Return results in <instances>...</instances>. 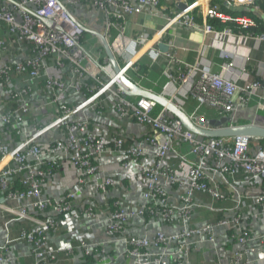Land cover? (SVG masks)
I'll list each match as a JSON object with an SVG mask.
<instances>
[{
    "label": "built area",
    "instance_id": "1",
    "mask_svg": "<svg viewBox=\"0 0 264 264\" xmlns=\"http://www.w3.org/2000/svg\"><path fill=\"white\" fill-rule=\"evenodd\" d=\"M228 1L236 7H249L258 0ZM156 5L158 0H137L136 5L126 0H0V32L16 37L15 50L7 62L0 64V125L12 127L14 135L22 138L13 147L0 143V158L3 161L7 159L0 170V196L11 204L10 207L0 203V212L5 215L7 238L0 245V264L9 262L6 255L14 241H22L29 247L31 264H56L63 256H71L73 247L54 249L50 246L51 236L56 235L60 228L59 217L70 215L72 219H100L97 209L80 200L85 198L88 187L93 193L106 196L111 188L118 187L115 178L99 175L102 161L117 156L124 157L119 170L126 171L134 166L144 185L139 208L132 209L116 201L106 214L103 231L106 243L123 241V255L129 264H182L180 256H186L194 242L204 237L208 243L215 241L214 224L208 223L200 228L190 224L194 208L200 207L195 202L196 195L224 199L220 189L209 181L210 173L218 174L224 182L225 176L232 177L239 171L251 179L258 178L262 185L260 192L251 197L253 206L257 208L253 217L264 223L263 139L239 136L201 140L185 131L165 109L153 116L157 106L155 102L145 98L131 100L123 93L125 87L120 77L128 78L127 73L134 64L132 61L122 67L118 65L119 74L116 75L109 63H92L81 46L85 29L73 16L76 7H93L106 16L123 19ZM191 8L187 7L168 19L164 30L174 24L194 27ZM253 10L258 9L254 6ZM206 16L210 20L234 22L241 28H254L256 25L249 17H227L216 7L208 9ZM203 31L217 37L230 34L229 31L218 32L209 24L204 25ZM238 36L264 41V35ZM135 46V43L128 44L129 55L134 56ZM9 51V45L0 36V57ZM63 60L69 66L70 75L67 77L60 74ZM197 73L196 67L187 66L184 70L179 69L172 79L173 83H179V87L169 100L181 109L178 95H182L184 90L200 107L209 106L221 117L230 116L236 104H245L249 95L260 86L255 81L247 82L246 77L230 79L206 70L198 73L199 79L195 80ZM101 76L106 79L102 81ZM83 90L89 95L75 103L73 94ZM103 97L116 101L115 109L120 119H132L146 128L147 132L138 144L127 146L130 140L125 137L96 133L91 130L89 121L79 118L83 111L99 107ZM3 102L13 106L3 110ZM49 106L51 111L48 113ZM36 114L41 117L36 118ZM28 117L32 119L31 129L25 124ZM48 135L55 138L43 141ZM179 143L180 147L187 148V152L180 151L178 167L173 169L164 161ZM147 147L156 149L153 165L145 163ZM58 155H62L61 159H65L64 162L76 173L74 184L59 198L45 193L48 179L61 166ZM165 183L182 189L178 203L169 202L170 195L163 187ZM144 218L152 219L158 225L178 223L180 229L171 235L159 231L150 239L127 236L131 222ZM244 222L243 217L233 212L232 216L216 223L230 229L240 246L232 256V264H255L247 258L248 245L253 241L264 244V237H254L250 228L243 226ZM12 224L19 226L16 239L11 237ZM104 244L93 248H103ZM173 246L177 251L169 256L166 250ZM93 248L89 243L79 241L77 249L84 257L82 264H113L109 259L95 260ZM89 257L91 261H87Z\"/></svg>",
    "mask_w": 264,
    "mask_h": 264
},
{
    "label": "crops",
    "instance_id": "2",
    "mask_svg": "<svg viewBox=\"0 0 264 264\" xmlns=\"http://www.w3.org/2000/svg\"><path fill=\"white\" fill-rule=\"evenodd\" d=\"M65 2V0H61ZM131 5H136L137 0H126ZM264 4V3H263ZM183 5L192 7L189 11L194 18V27H186L174 24L164 30L168 19L175 14L185 10ZM221 5H225L224 0H158V5L144 8L140 12L126 15L123 19H116L113 16H106L101 11L93 7H76L73 16L82 24L85 29L81 38V46L90 57L92 63H109L103 40L107 42L117 64L124 66L132 61L134 64L128 71V79L138 87L150 93L161 95L170 99L176 93L179 83H173L172 79L176 76L179 69L185 67H196L198 73L206 70L210 74L220 75L230 79H241L246 77L247 82L255 81L259 83V88L254 94L249 95L245 104H236L232 115L225 117L232 118V125L257 124L264 125V41L255 37L241 38L236 34L216 36L213 33H205L203 27L209 24L206 11L216 7L221 14ZM227 8H230L227 6ZM244 9V10H243ZM225 11H228L224 8ZM236 12V9H231ZM237 11L249 12L250 9L238 7ZM231 17L227 14H223ZM254 20L264 22V10L261 8L253 10ZM247 17V16H238ZM215 28L219 26L218 21H212ZM164 30V31H163ZM0 36L4 37L11 51L0 57V64L9 60L12 50H15L16 37H8L2 31ZM15 39V40H14ZM140 39H145L140 43ZM135 43V54L129 55L128 44ZM23 50V46H21ZM14 54H17L14 52ZM110 64V63H109ZM111 66V65H110ZM112 68V66H111ZM196 75L195 80L199 79ZM60 74L63 77L70 75L69 66L63 60V67ZM102 81L106 78L100 77ZM245 81V82H246ZM242 82V83H245ZM90 83V81H87ZM187 88V87H186ZM187 91V90H186ZM38 94L45 96L43 92ZM75 103L84 100L85 90L74 93ZM182 104V110L191 118L198 120L219 119L217 113L215 118L208 117L206 114L213 110L209 106H199L198 103L184 90L178 95ZM135 100V97H130ZM116 101L110 97H103L99 107L90 108L80 114L81 120L89 121L92 131L103 136L118 135L130 140L127 144H138L146 134V128L132 119L122 120L119 118L116 109ZM3 110H9L13 105L6 102L1 103ZM75 105V104H74ZM206 108V109H205ZM45 114V113H42ZM41 115L36 114V118ZM43 120V118H42ZM32 119H26V127L31 129ZM54 135H48L43 141L49 142L54 139ZM14 135L12 127L0 125V143H6L13 147L16 141H20ZM175 147L174 152L168 153L164 161L165 165L176 169L178 167V154L187 152L186 147ZM182 146V145H181ZM148 152L145 156V163L153 165L155 162L156 149L147 147ZM61 159L62 155H58ZM124 157L105 158L101 163L100 177L110 176L118 180L117 188H111L109 194L100 195L93 193L88 187L84 193L85 198L80 200L85 205H91L97 209V220L72 219L70 215L59 217L60 228L56 235H52L50 246L54 249H65L73 247V254L69 257L60 258L56 264H82L84 257L77 249L79 241L89 243L92 248L100 243H105L103 248L100 246L92 249L94 259H109L113 264H129L123 255L125 245L123 241L108 242L103 235L106 226L107 211H111L116 201H121L125 206L137 209L142 204V192L144 185L139 179L134 166H130L126 171H120L118 166ZM65 159L59 160L61 166L48 179L45 187L46 195L62 197L76 180V173L71 169ZM7 159L0 158V170L6 165ZM211 184H215L224 196L223 200H215L206 194L195 196V202L200 205L193 210L190 224L200 228L205 224L215 225V241L208 243L206 238L196 241L191 246L186 256H180L182 264H232L231 259L235 252L240 250V246L235 240L233 232L222 226H217V222L225 217H230L233 212H237L246 222L243 226L250 228L254 237H264V223L253 216L257 213V208L253 206L251 197L260 192L261 181L258 178L251 179L248 175L238 172L236 175L222 177L218 174H209ZM163 184V183H162ZM165 191L170 195L169 202L175 204L179 202L182 189L176 186L163 185ZM0 203L11 204L0 196ZM0 212V245L7 239L4 229V218ZM180 229L179 224L158 225L152 219H135L127 227V236L152 238L156 232H163L166 235L177 233ZM12 239H16L19 233V226L10 225ZM103 249V253H102ZM169 254L175 253L177 247L173 246L166 250ZM247 258L255 264H264V244L253 241L248 245ZM9 258L7 264H31L29 247L22 241H14L9 245L6 255ZM173 257V256H172ZM175 258V256L173 257ZM89 257L87 261H91ZM81 262V263H80Z\"/></svg>",
    "mask_w": 264,
    "mask_h": 264
},
{
    "label": "water",
    "instance_id": "3",
    "mask_svg": "<svg viewBox=\"0 0 264 264\" xmlns=\"http://www.w3.org/2000/svg\"><path fill=\"white\" fill-rule=\"evenodd\" d=\"M181 9H186V5H183ZM103 46L106 51L107 59L112 66L114 73L118 75L119 66L105 40H103ZM120 82L125 87L123 93L126 96L145 98L155 102L162 109H165V111H167L172 118H175L181 124L185 131L189 132L197 138L205 140L247 136L250 138H258L264 140V125H232V118L225 116H222L219 119H198L195 121L171 100L166 99L161 95H156L141 89L137 85L133 84L125 76L120 77Z\"/></svg>",
    "mask_w": 264,
    "mask_h": 264
},
{
    "label": "trees",
    "instance_id": "4",
    "mask_svg": "<svg viewBox=\"0 0 264 264\" xmlns=\"http://www.w3.org/2000/svg\"><path fill=\"white\" fill-rule=\"evenodd\" d=\"M225 5H221V12L223 14H227L231 16L232 18H236L238 16H247L251 18L253 21H255L256 25L254 28H241V26L237 25L234 22H222L217 19H212L209 20V25L216 31L218 32H224V31H229L231 34H236V35H247V36H257V35H264V22H258V20H254L255 17L253 15V7L256 6L257 9H263L264 10V0H258L254 5H250L249 7H244L246 9H250L249 12L242 11L239 13L237 11L236 6L231 4L228 0H224ZM229 6L230 8H227ZM224 8H226L228 11H225ZM231 9H236V12H232ZM244 10V9H243ZM212 21H218L220 24L215 28L213 25ZM86 93V92H85ZM88 93H86L87 95Z\"/></svg>",
    "mask_w": 264,
    "mask_h": 264
},
{
    "label": "rangeland",
    "instance_id": "5",
    "mask_svg": "<svg viewBox=\"0 0 264 264\" xmlns=\"http://www.w3.org/2000/svg\"><path fill=\"white\" fill-rule=\"evenodd\" d=\"M49 108H50V110L48 111V113L51 111V106H49ZM211 109H213V108H211ZM160 110H161V107L159 105H157L156 108L154 109L153 113H152L153 116H156L159 113ZM206 111H209L206 114L208 117H211L212 116V118H215L217 116V113H216V111L214 109L213 110H208L207 109Z\"/></svg>",
    "mask_w": 264,
    "mask_h": 264
},
{
    "label": "clouds",
    "instance_id": "6",
    "mask_svg": "<svg viewBox=\"0 0 264 264\" xmlns=\"http://www.w3.org/2000/svg\"><path fill=\"white\" fill-rule=\"evenodd\" d=\"M162 109V108H161ZM193 119V118H192ZM194 120V119H193ZM200 139V138H199ZM202 140V139H201Z\"/></svg>",
    "mask_w": 264,
    "mask_h": 264
}]
</instances>
